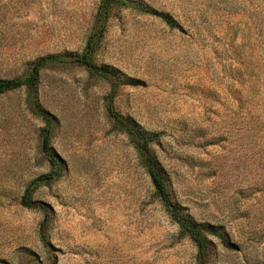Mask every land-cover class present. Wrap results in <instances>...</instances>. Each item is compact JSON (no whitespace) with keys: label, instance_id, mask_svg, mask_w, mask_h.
I'll return each instance as SVG.
<instances>
[{"label":"rangeland","instance_id":"1","mask_svg":"<svg viewBox=\"0 0 264 264\" xmlns=\"http://www.w3.org/2000/svg\"><path fill=\"white\" fill-rule=\"evenodd\" d=\"M100 0H0V79L84 48ZM113 8L93 62L114 72L111 108L153 140L170 198L208 235L207 264H264V0H133ZM169 15L171 27L152 12ZM36 101L54 114L49 171L25 86L0 93V264H195L196 247L154 194L111 92L81 65L43 66Z\"/></svg>","mask_w":264,"mask_h":264},{"label":"trees","instance_id":"2","mask_svg":"<svg viewBox=\"0 0 264 264\" xmlns=\"http://www.w3.org/2000/svg\"><path fill=\"white\" fill-rule=\"evenodd\" d=\"M113 8H131L139 12L146 11L139 4H137L136 1L133 0H100L84 48L78 55L73 57L52 56L48 57L47 59H39L23 76L14 79H0V93L25 86L27 106L29 107L30 111L38 116L43 122V126L39 131L40 149L43 156L49 162L50 169L47 173L33 179L25 187L21 198V204L29 208L39 207L43 211L44 220L40 224L39 236L41 240L44 241L45 226L48 217V206L43 202L32 199V193L40 186L48 185L56 181L64 170V161L50 143L51 136L56 126V118L53 113L43 109L36 101L38 74L40 69L45 66V64L56 65L69 63L81 65L88 71L90 76L102 77L109 83L111 92L108 97H106L105 102L107 105V110L113 118L114 125L120 131H123L127 134L136 151L139 163L149 176L150 183L154 189V194L161 202L168 216L174 223L177 224L179 232L182 235L188 236V238L194 243L196 247L195 264H207V236L212 235L218 238L225 246L229 245L227 240L223 236V233L217 228L204 227L189 219L172 201L167 191L162 172L150 153V145L153 139L144 132L139 131L123 117L112 110L111 98L113 97L119 85L118 78L114 72L99 67L93 62V54L100 45V41L106 28L107 20ZM152 13L159 17L167 25L171 27L174 25V21L169 15L155 11Z\"/></svg>","mask_w":264,"mask_h":264}]
</instances>
